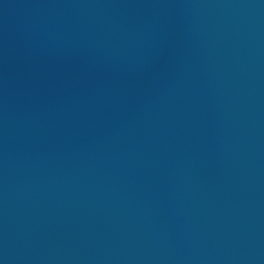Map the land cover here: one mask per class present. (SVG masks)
Instances as JSON below:
<instances>
[{
	"label": "water",
	"instance_id": "water-1",
	"mask_svg": "<svg viewBox=\"0 0 264 264\" xmlns=\"http://www.w3.org/2000/svg\"><path fill=\"white\" fill-rule=\"evenodd\" d=\"M0 264H264V0H0Z\"/></svg>",
	"mask_w": 264,
	"mask_h": 264
}]
</instances>
